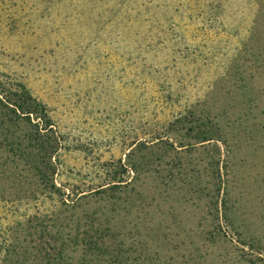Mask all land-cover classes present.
<instances>
[{"label":"rangeland","instance_id":"374dc122","mask_svg":"<svg viewBox=\"0 0 264 264\" xmlns=\"http://www.w3.org/2000/svg\"><path fill=\"white\" fill-rule=\"evenodd\" d=\"M22 88L55 149L0 105V264H264V0H0Z\"/></svg>","mask_w":264,"mask_h":264},{"label":"trees","instance_id":"16d2710c","mask_svg":"<svg viewBox=\"0 0 264 264\" xmlns=\"http://www.w3.org/2000/svg\"><path fill=\"white\" fill-rule=\"evenodd\" d=\"M0 105L8 107L7 112L12 111L14 114L23 115L32 124L30 144H32L31 147L33 148L25 157V162L36 167V172L39 176L43 172L42 176L44 178L45 171L42 168L51 169L52 157L51 155L49 156V150L55 149L53 146L47 145V134L48 132H53V125L45 107L30 95L26 88H22V90L15 93L9 92V94L0 91ZM213 137L215 136H210L209 133L203 134L202 143L219 140L218 136L216 138ZM59 256L63 257V253L60 252Z\"/></svg>","mask_w":264,"mask_h":264}]
</instances>
